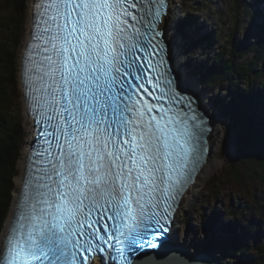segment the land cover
<instances>
[{"label": "snow or ice", "instance_id": "6c2138e0", "mask_svg": "<svg viewBox=\"0 0 264 264\" xmlns=\"http://www.w3.org/2000/svg\"><path fill=\"white\" fill-rule=\"evenodd\" d=\"M165 8L34 0L23 75L43 139L28 153L0 264H135L134 251L156 247L147 225L163 227L208 131L193 97L161 71L152 30Z\"/></svg>", "mask_w": 264, "mask_h": 264}, {"label": "rangeland", "instance_id": "374dc122", "mask_svg": "<svg viewBox=\"0 0 264 264\" xmlns=\"http://www.w3.org/2000/svg\"><path fill=\"white\" fill-rule=\"evenodd\" d=\"M11 3L12 2L10 0H0V27H4L2 23H13V25L17 24V27H19L18 29L12 28L13 26L11 28L9 27V29L6 27L0 28V44H4L6 47H9V44L11 43L10 38L14 39L17 37L16 39L18 40L14 58V68L16 70L15 85L11 89V107L9 108L8 114L11 119L14 121L18 120L21 123L23 138L21 141L22 145L20 146L21 151L19 150V152H21V158L25 151V145L30 139L28 134L31 127L27 126L25 129V124L28 123V119L23 105L18 68L20 52L22 51L27 35L30 9L29 0H25V10L21 11V13L17 16H13L14 13L12 12ZM20 4V1H18L16 5V8H19V10L21 7ZM236 5L235 0H196L194 3L191 1L177 0L176 7L174 8L175 16L172 18L171 23L164 34L166 40L171 42L172 49L174 51V55L172 56L175 58L176 68L181 69L183 75L187 77L189 82L195 86L199 96L203 99L205 108H207L206 110L210 116L209 122L211 126L217 129L222 135H220V140L219 137H216L215 143L212 145L210 144V155L204 166L203 172L199 174V179L195 182V185L197 186L193 191H191V194L186 193L184 195L175 215L174 227L171 230V236L173 235L174 237L175 235L176 238H174L177 239V243L185 245L189 249L191 255L201 251H208L223 264H234L236 256L232 255V251L225 254L222 253V251H224L223 248L219 245H215L216 243L214 246H211V249L205 248L204 244L207 242L204 237L205 232L200 226L202 214H205L211 205H214V209L216 210L215 212L218 214L216 216L217 220L214 224L212 223L214 234L216 237H228L229 230L226 224L232 220L229 203L231 202L241 208H237V212L239 211L238 215L241 212L244 214L248 213L246 207L249 206L252 208L253 204L251 201L254 200L253 196H257L258 198L257 203L256 201H254V203H261L259 198L264 196V176L257 178H250V176H246L245 179H249L245 180L243 172L238 173L240 180H245L244 191L241 190L239 186L240 184H237L239 186L238 188L236 184L235 186H232V183H229V181L237 182L234 180L233 175L230 177L229 181V177L224 176V172L226 171L228 165L232 163L235 168L237 167L234 161L236 157V132L231 125L230 115L227 116L224 114L221 105L215 106L213 104L214 94L216 95L219 90L214 89L211 93L208 92V90L199 82V74L193 73L192 70H195V72L200 70L199 65L204 59V54L201 49L190 48L189 42L179 35L177 23L181 18L183 11H193L192 14L196 16L197 24L191 28V32L196 35L205 34L209 31L214 32L215 45L212 50L208 51L207 55H205L209 57L213 53V50L215 51L221 45L228 44V34L230 33L234 23L237 21L239 28L235 35L241 42L244 43V47L247 50V52L239 58V61L245 62L254 56L256 46L258 44L260 45L261 41H264V0H239L238 6L240 7L239 11L237 10V15H235V9L238 7ZM260 55L261 58L257 68L261 69L260 66L264 65V52L262 54L260 52ZM187 65H190V67ZM177 72L179 73V71ZM259 82L263 84L262 86L264 90L263 79L260 78ZM219 96L220 98L225 96L224 90L219 91ZM229 99L230 97H227L225 101L228 102ZM259 106L264 108V99L262 100V103H259ZM261 121L264 123V109ZM19 160L17 161V173L13 178V198L8 212L6 213L3 226L1 227L0 235L3 234L7 225L15 195L17 193L19 182L17 177L20 175L22 170ZM220 174H222V176ZM217 176L220 177V180H227L228 184H226L225 187L215 190V193L208 189V184L213 177ZM253 214L256 218H258V212H254ZM262 225L263 229L261 234L264 235V222ZM255 257L258 256L256 255ZM241 260H243L244 264H259L248 259L245 260L244 258ZM261 264H264V255Z\"/></svg>", "mask_w": 264, "mask_h": 264}, {"label": "trees", "instance_id": "16d2710c", "mask_svg": "<svg viewBox=\"0 0 264 264\" xmlns=\"http://www.w3.org/2000/svg\"><path fill=\"white\" fill-rule=\"evenodd\" d=\"M12 3L13 16H17L25 10V0H10ZM20 1V10L16 5ZM196 2V0H185ZM236 1L238 6L239 0ZM235 9V15L239 11ZM238 10V11H237ZM193 11H183L178 21L179 35L185 38L191 49H201L204 59L200 63L198 72L192 70L194 74H199L201 85L212 92L214 89L224 90L225 96L220 98L219 91L213 98L215 106H222L224 114L230 117L231 125L236 132V157L235 164L227 166L224 176H228V181L233 175L234 181H229L232 186L240 184L241 190L244 191L246 176L257 178L264 176V123H262L263 109L259 106L264 99L263 84L259 79L264 81V65L258 67L260 62V52H264V41L256 46V52L252 58L245 62H240L239 58L247 50L244 43L236 37L239 28L236 21L228 34V44L221 45L211 56L207 57L208 51L214 47V32L209 31L205 34L196 35L191 32V28L197 24V18ZM15 24V23H14ZM0 28H17V24L5 23ZM17 38V37H16ZM10 38V46L0 44V230L3 226L6 213L13 198V178L17 173V159L20 155L19 150L22 141L21 123L9 117V108L11 107V89L15 85L16 70L14 68L15 48L18 45L17 39ZM190 67V65H187ZM230 97L228 102L225 101ZM20 143V144H19ZM21 151V150H20ZM17 155V157H16ZM8 165V166H7ZM260 167V169H259ZM243 172L244 179L239 178L238 173ZM222 176V174H220ZM227 180H220V177H213L208 184V189L215 192L218 188L225 187ZM10 185V186H9ZM238 186V185H237ZM238 186V188H239ZM252 208L246 207L248 213L241 212L238 215L239 206L229 203L231 219L226 225L228 228V237H216L212 223L217 220L218 215L211 205L205 214H202L201 229L205 232L204 244L206 249L211 246L219 245L223 248L222 253H229L236 256L234 264H244L243 260H251L261 264L264 255V235L262 232V223L264 222V196L259 198L253 196ZM256 201V203H254ZM250 204V203H249ZM255 204V205H254ZM243 206V205H242ZM246 206V205H245ZM243 208V209H246ZM251 208V209H250ZM258 212V218L254 216ZM253 242V243H251ZM258 257H255V256ZM241 258V259H239Z\"/></svg>", "mask_w": 264, "mask_h": 264}, {"label": "bare ground", "instance_id": "6f19581e", "mask_svg": "<svg viewBox=\"0 0 264 264\" xmlns=\"http://www.w3.org/2000/svg\"><path fill=\"white\" fill-rule=\"evenodd\" d=\"M167 1V8H166V12H165V15L164 16H162V18H161V23H160V27L162 28V30H163V35L166 33V29L168 28V26H169V24L171 23V20H172V18L175 16V10H174V8L176 7V1L177 0H174V1H172V0H166ZM33 2H34V0H29V9H30V12H31V5L33 4ZM13 9V8H12ZM30 20H31V14H30V16H29V18H28V30H27V35H26V38H25V42H26V40L28 39V37H29V34H30ZM164 37H165V35H164ZM166 38V37H165ZM167 41V44H168V55H169V57H171L172 59H174L173 60V67L175 68V70H176V74H178V76H179V78L182 80V82H184V84L186 83V84H189L190 85V87L192 88V90H193V92L195 93V94H197V95H199L198 94V91H197V89L195 88V86L191 83V82H189V80H188V78L187 77H185L184 75H183V73L181 72V69H177L176 68V61H175V58L172 56V55H174V51H173V49H172V45H171V42L169 41V40H166ZM173 44V43H172ZM172 49V50H171ZM22 52V51H21ZM18 70H19V68H18ZM177 71H179V73L177 72ZM180 74V75H179ZM22 98H23V105H24V109H25V102H24V97L22 96ZM199 100H200V102L202 103V104H204L203 103V99H201V97L199 96ZM205 105V104H204ZM207 109V108H206ZM25 112H26V109H25ZM26 117H27V119H28V123L27 124H25V129L27 128V126H30L31 127V129H30V131H29V134H28V136H30V139L28 140V142L26 143V145H25V151H24V153L22 154V156H21V158H20V155H19V157H18V159H17V161L19 160V164H20V166H21V168H22V170H21V173H20V175L17 177V179H18V188H17V193H18V190H19V188H20V186H21V182H22V177H23V169H24V166H25V158H26V152H27V150H28V147H29V145L31 144V142H32V140H33V136H34V134H33V132H32V123H33V120H32V118L29 116V114L26 112ZM209 118H210V116H209ZM210 120V119H209ZM209 125H210V129H209V131H208V133H207V135H206V137H205V141H207V151H206V154H205V158H206V161H205V164H206V162H207V160H208V158H209V155H210V149H211V145L212 144H214L215 143V139H216V137H219V140H220V133H219V131L217 130V129H215V128H213L212 126H211V124H210V122H209ZM27 131V130H26ZM219 133V134H218ZM211 135V136H210ZM222 136V135H221ZM212 137H213V139H212ZM217 142V141H216ZM22 143V142H21ZM20 144V143H19ZM211 144V145H210ZM22 144H20V146H21ZM20 154H21V152H19ZM16 157H17V155H16ZM17 161H16V163H17ZM205 164L201 167V169L199 170V172L197 173V176H196V179H195V181H194V183L193 184H191L189 187H188V189L184 192V194L182 195V198H181V200H179V203H177L178 204V206H177V208H176V212H177V210H178V208H179V206H180V204H181V202H182V199H183V197H184V195L186 194V193H189V194H191V191H193L194 189H195V187L197 186V185H195V182L197 181V179H199V174L200 173H202L203 172V169H204V166H205ZM8 166V165H7ZM10 186V185H9ZM192 189V190H191ZM16 193V194H17ZM16 203H17V197L14 199V202H13V206H12V211H11V213H10V217H9V219L11 218V216H12V213H13V210H14V207H15V205H16ZM176 212H175V215H176ZM174 219H175V217H174ZM9 221L10 220H8V222H7V225H8V223H9ZM173 227H174V224H173ZM174 237H175V235H174ZM173 237V235L171 236V240H170V243H174L175 244V246H182V247H185V248H187L185 245H183V244H180V243H177L178 241H177V239H175ZM205 252H207L208 253V251H205ZM212 255V254H211Z\"/></svg>", "mask_w": 264, "mask_h": 264}, {"label": "water", "instance_id": "95a60500", "mask_svg": "<svg viewBox=\"0 0 264 264\" xmlns=\"http://www.w3.org/2000/svg\"><path fill=\"white\" fill-rule=\"evenodd\" d=\"M170 59L172 58L170 57ZM177 77L182 81L178 74ZM184 86L187 88L188 93L198 102L197 105L204 109V114L207 115L208 112L205 105L200 102L199 95L193 92L189 84L185 83ZM134 262L135 264H223L209 252L201 251L191 255L188 248L175 246L174 243L170 242L163 243L161 246L141 254Z\"/></svg>", "mask_w": 264, "mask_h": 264}]
</instances>
